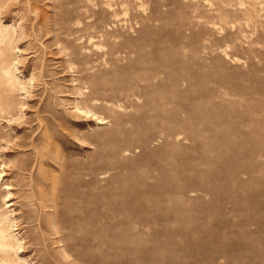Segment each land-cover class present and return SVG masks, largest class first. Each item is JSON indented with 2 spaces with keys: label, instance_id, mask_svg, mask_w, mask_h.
Masks as SVG:
<instances>
[{
  "label": "rangeland",
  "instance_id": "1",
  "mask_svg": "<svg viewBox=\"0 0 264 264\" xmlns=\"http://www.w3.org/2000/svg\"><path fill=\"white\" fill-rule=\"evenodd\" d=\"M0 264H264V0H0Z\"/></svg>",
  "mask_w": 264,
  "mask_h": 264
},
{
  "label": "bare ground",
  "instance_id": "2",
  "mask_svg": "<svg viewBox=\"0 0 264 264\" xmlns=\"http://www.w3.org/2000/svg\"><path fill=\"white\" fill-rule=\"evenodd\" d=\"M78 48H79V43H78ZM81 50V49H80ZM78 51H79V49H78ZM78 53V52H77ZM78 69V68H77ZM80 69V68H79ZM78 111H81L82 112V114H83V111L82 110H80L79 108H78ZM80 112V113H81ZM85 114V113H84ZM87 114H89V112H87ZM10 115V114H9ZM93 117H94V115H92ZM96 116V115H95ZM13 117V116H12ZM88 117H89V115H88ZM2 118V117H1ZM7 118H8V116H7ZM15 118V117H14ZM94 118H96V117H94ZM99 119V118H98ZM4 120V119H3ZM10 120V119H9ZM102 120V121H101ZM101 124H105L106 122H105V120L106 119H103V118H101ZM11 122H12V120H11ZM11 122H9V123H11ZM15 122V121H14ZM10 189V188H9ZM175 190V189H174ZM9 196V195H8ZM10 197V196H9ZM10 203H12V202H10ZM14 204V203H13ZM13 204H11L10 206H13Z\"/></svg>",
  "mask_w": 264,
  "mask_h": 264
}]
</instances>
